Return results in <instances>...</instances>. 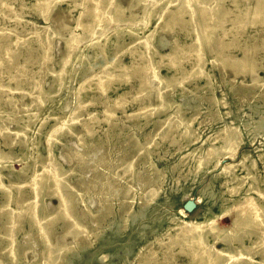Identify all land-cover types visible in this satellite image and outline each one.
Returning <instances> with one entry per match:
<instances>
[{"label":"rangeland","instance_id":"1","mask_svg":"<svg viewBox=\"0 0 264 264\" xmlns=\"http://www.w3.org/2000/svg\"><path fill=\"white\" fill-rule=\"evenodd\" d=\"M34 1L0 0V50L13 54L0 53V119L11 130L28 125L25 147H7L0 137V149L11 155L0 173L9 207H24L33 195L27 182L48 154L46 136L64 122L51 151L74 186L70 220L85 232L64 236L58 199L43 189L39 203L64 259L50 262L29 219L6 236L0 213V264H198L185 255L189 241H171L179 225L214 220L228 229V212L244 197L264 214V1L254 16L256 0H196L193 10L218 4L223 17L201 51L189 13L179 23L172 19L178 0H158L147 16L143 2L112 0L122 8L118 21L99 24L81 41V5L58 1L44 18ZM239 58L251 68L227 65ZM148 64L158 80L143 90ZM106 75L112 81L102 87ZM37 82L43 98L31 104ZM23 158L30 167L23 169ZM4 200L0 191V206ZM228 232L229 247L224 238L207 241L264 264V235L242 226Z\"/></svg>","mask_w":264,"mask_h":264},{"label":"bare ground","instance_id":"2","mask_svg":"<svg viewBox=\"0 0 264 264\" xmlns=\"http://www.w3.org/2000/svg\"><path fill=\"white\" fill-rule=\"evenodd\" d=\"M63 0H35L33 7L37 15L47 18L48 13L53 8V6L58 2ZM73 7L79 5L82 6L79 17L77 18L76 27L82 31L81 35L75 38L81 41L82 38H86L88 35H93L97 33L100 28L99 24L105 21H118L119 16L122 15V8L118 6L116 2L112 0H71ZM264 0H256L255 4V14L258 16L263 9ZM143 2V13L147 16L153 7L158 4V0H136V3ZM196 0H178L176 10L172 15L173 21L179 23L182 21V15L184 13H189L190 21L196 22V38H197V48L204 49V47L209 42V33H211L216 27L222 24V16L220 11V5L216 4L214 6H209L207 8H202L201 5H197V10H193V3ZM136 3H132L130 7L134 6ZM74 37V36H73ZM72 37V38H73ZM50 36H48V44L51 41ZM66 40L67 45L72 42L73 39ZM71 47V45H68ZM149 51V48H148ZM0 53L6 59L13 55L9 49H5ZM175 51H171L167 55L170 57L174 55ZM65 63V61H63ZM173 63V62H171ZM233 71L238 72L239 70L249 69L251 65L246 62L245 59L239 58L232 62H227ZM174 66V63H173ZM60 73V72H59ZM254 77V75H253ZM158 77L155 71L151 70V66L144 69V76L141 83V89L150 90L157 83ZM112 81L111 76H104L99 80L98 84L102 87H106ZM40 84L34 86V89L30 93V103H39L42 100ZM17 87L11 88V90ZM159 97L162 98V93H157ZM23 94H21V97ZM9 100H12L9 98ZM105 117L108 118V112L105 113ZM15 121V118L12 119ZM7 121L0 119V137L3 139V143L7 147H11L14 144H19L20 147H25L26 145V125L23 129H9L7 126ZM67 130L66 124L64 122H59L58 125L52 128L49 135L46 136L45 143L47 145L48 154L42 163L41 169L39 171H34L30 177L27 184L32 192V197L28 200L27 204L19 206L16 209L9 207L11 201V195L9 188L3 184L2 175L0 173V191L3 192L4 202L0 206V213L5 215V235L9 236L12 233L18 231L19 225L23 219H29L38 228V237L44 242L45 249L48 251V256L50 262H58L64 259V248H58L55 246V242L51 239L53 222L49 219V215L44 213L40 202V197L42 195L43 189H46V194L54 195L58 199V207L56 214L63 213V220L66 223V228L64 231L65 235H71L73 238L78 239L84 234L85 228L80 222L72 223L70 217L73 215V207L75 204V197L72 191L74 187L68 181L69 172L64 171L62 167L57 163L54 155L51 151L52 146L60 135H63ZM18 136L20 139L16 142L11 136ZM230 140L226 142L225 148L230 145ZM235 144V143H232ZM1 146V145H0ZM215 148H209L208 153L210 155L214 154ZM25 160L24 168L30 167V163ZM11 160V155L9 152H3L0 149V167H8V163ZM133 162L129 161L124 171L130 170ZM228 168V167H227ZM22 176V171L19 174ZM262 207L256 202L255 199L251 197H244L233 203L232 209L228 212L231 221V227L224 229L214 220L209 223H191L185 222L178 227L174 239L171 241L174 244L189 241L187 244V250L185 255L191 260L196 261L198 264H252L253 260L250 257L247 260L242 259L232 252L228 248H217L213 243H209L207 238L209 235L214 237V240L224 238L225 245L230 246L231 239L227 237L228 231L233 228L238 227H248L250 228L260 239L264 235V214L262 212ZM238 250V249H235ZM184 250L180 248L182 253ZM11 258L16 259L18 252L16 249V244L14 240H9L8 252Z\"/></svg>","mask_w":264,"mask_h":264}]
</instances>
